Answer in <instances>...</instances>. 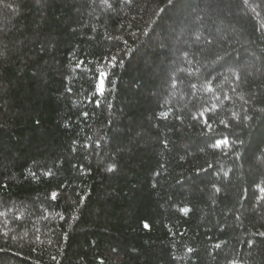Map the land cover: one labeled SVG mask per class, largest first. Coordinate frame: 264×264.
Wrapping results in <instances>:
<instances>
[{
    "label": "trees",
    "instance_id": "16d2710c",
    "mask_svg": "<svg viewBox=\"0 0 264 264\" xmlns=\"http://www.w3.org/2000/svg\"><path fill=\"white\" fill-rule=\"evenodd\" d=\"M0 264H264V0H0Z\"/></svg>",
    "mask_w": 264,
    "mask_h": 264
},
{
    "label": "snow or ice",
    "instance_id": "6c2138e0",
    "mask_svg": "<svg viewBox=\"0 0 264 264\" xmlns=\"http://www.w3.org/2000/svg\"><path fill=\"white\" fill-rule=\"evenodd\" d=\"M100 75H101V77H103L104 74L101 73ZM98 87H99L101 90L103 89V80H101V82H100V84L98 85ZM220 143H221V142L218 141L217 144H216V146L219 147ZM223 143H224V144H227V140H224ZM145 227H148V226L145 225Z\"/></svg>",
    "mask_w": 264,
    "mask_h": 264
}]
</instances>
